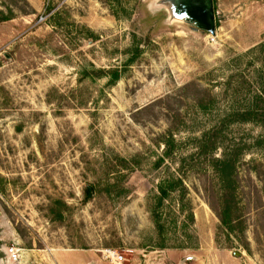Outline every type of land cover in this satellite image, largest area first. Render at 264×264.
<instances>
[{"label": "rangeland", "instance_id": "1", "mask_svg": "<svg viewBox=\"0 0 264 264\" xmlns=\"http://www.w3.org/2000/svg\"><path fill=\"white\" fill-rule=\"evenodd\" d=\"M160 1L0 0V264H264L263 126L218 132L229 195L195 141L256 90L264 0H213L215 35Z\"/></svg>", "mask_w": 264, "mask_h": 264}, {"label": "trees", "instance_id": "2", "mask_svg": "<svg viewBox=\"0 0 264 264\" xmlns=\"http://www.w3.org/2000/svg\"><path fill=\"white\" fill-rule=\"evenodd\" d=\"M6 17L0 16V21L6 20ZM127 60V64L133 62L136 56L139 55L140 49ZM260 54L259 61L261 62V76L258 81L255 92L250 96L249 104L244 108L239 109L238 107H232L230 110L224 113V115L218 119L217 123L214 124L211 128L202 132L199 137H195L197 144V155H212L213 166L216 169L217 173L220 176V180L223 184V189L225 192L231 193L232 183H234V169H235V158L232 154H224L222 157H216L213 153L218 149L219 145V135L218 132L220 128L234 122H256L263 126L264 128V40L260 42L257 46L251 49L250 54ZM253 58V57H252ZM105 73L104 70H100V75L107 76L111 85H115L120 78L122 77L123 72L119 69L110 70ZM175 139L173 135L169 136L168 140H165V147L163 157L159 158L158 165L164 162V159L171 156L172 146L171 143H174ZM257 145L264 147V135L256 140ZM159 204H162L173 191L179 190L182 196L185 197L187 193V187L184 184V180L181 177H168L161 180L159 186ZM92 189H88V193L91 194ZM223 212L220 214L221 221L224 225L232 229L233 221L230 218L231 205L229 204V197L226 195V199L223 204ZM152 214L156 221V224L159 225V219L156 209L152 210ZM191 220L194 219V214L191 212L189 215Z\"/></svg>", "mask_w": 264, "mask_h": 264}, {"label": "water", "instance_id": "3", "mask_svg": "<svg viewBox=\"0 0 264 264\" xmlns=\"http://www.w3.org/2000/svg\"><path fill=\"white\" fill-rule=\"evenodd\" d=\"M170 6L172 16L216 34L217 21L213 0H161Z\"/></svg>", "mask_w": 264, "mask_h": 264}, {"label": "built area", "instance_id": "4", "mask_svg": "<svg viewBox=\"0 0 264 264\" xmlns=\"http://www.w3.org/2000/svg\"><path fill=\"white\" fill-rule=\"evenodd\" d=\"M8 256H9V259L14 260V261H17L21 258V254L19 253V250L14 247L10 248V250L8 251Z\"/></svg>", "mask_w": 264, "mask_h": 264}, {"label": "crops", "instance_id": "5", "mask_svg": "<svg viewBox=\"0 0 264 264\" xmlns=\"http://www.w3.org/2000/svg\"><path fill=\"white\" fill-rule=\"evenodd\" d=\"M263 34H264V29H263ZM69 258H71V255L69 256ZM66 261H67V260H65V263H64V264H67Z\"/></svg>", "mask_w": 264, "mask_h": 264}]
</instances>
